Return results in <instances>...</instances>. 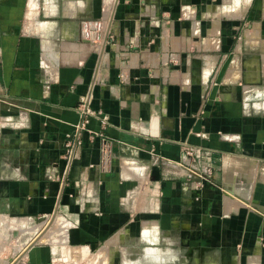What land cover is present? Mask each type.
Masks as SVG:
<instances>
[{
	"label": "crops",
	"instance_id": "crops-1",
	"mask_svg": "<svg viewBox=\"0 0 264 264\" xmlns=\"http://www.w3.org/2000/svg\"><path fill=\"white\" fill-rule=\"evenodd\" d=\"M113 2L0 0V214L69 225L61 246L0 264H52L65 249L79 264L107 245L127 251L122 264L258 251L264 0ZM184 143L212 152L211 180L186 177Z\"/></svg>",
	"mask_w": 264,
	"mask_h": 264
},
{
	"label": "rangeland",
	"instance_id": "rangeland-1",
	"mask_svg": "<svg viewBox=\"0 0 264 264\" xmlns=\"http://www.w3.org/2000/svg\"><path fill=\"white\" fill-rule=\"evenodd\" d=\"M105 2H111L113 0H104ZM117 0H114L115 5ZM247 206L248 211L254 210L251 206V203L244 204ZM255 211V210H254ZM57 218V221L55 219ZM264 219V218H263ZM4 220V221H3ZM58 221L62 223L63 227H58ZM16 223L17 227L14 226ZM65 220L59 215H52L46 218H39V219H26V218H16V217H10V216H4L0 214V258L1 260H9L10 258L15 259L19 257V255L28 247L29 245L36 243V242H44V243H52L60 245V243H56L55 240H57V237H61L63 239L65 231H67L68 236V230L69 225L65 223L66 226H64ZM55 224V225H54ZM63 228V229H62ZM18 232L19 238H15L14 233ZM261 233V242H260V248L258 251L253 252H246L243 250V247L238 246L236 248V256L233 258L230 262H224V259L221 258L220 260L216 257V250L211 248L208 252V255L206 254L204 257H201L199 255L200 252L195 250L194 248H189V264H264V238ZM254 236H252L253 239ZM44 238V239H43ZM251 239V237H250ZM250 239H248V243H250ZM233 242V240H231ZM66 243V242H65ZM244 244V242H243ZM70 249L71 248H67ZM76 251H78L76 248H72ZM74 250H71L74 252ZM113 254L111 252L110 245L103 246L102 248H98L96 251L91 252V257L89 255H85L84 258H82V262L79 264H89V261L91 258H94L97 260L96 264H110L114 261V264H122V257L127 256L128 253L126 250L114 246ZM262 253L257 254L256 252ZM67 252V253H66ZM79 252V251H78ZM110 252L108 257L104 258L105 253ZM61 259L59 258L58 264H67L69 260H77L79 257L76 255H73L70 251H63ZM70 254V255H68ZM135 255L131 256V261L134 260ZM185 254L184 252H179L177 254V263L178 264H186L184 260ZM111 258V259H110ZM65 260V261H64ZM100 262H99V261Z\"/></svg>",
	"mask_w": 264,
	"mask_h": 264
},
{
	"label": "built area",
	"instance_id": "built-area-1",
	"mask_svg": "<svg viewBox=\"0 0 264 264\" xmlns=\"http://www.w3.org/2000/svg\"><path fill=\"white\" fill-rule=\"evenodd\" d=\"M89 114L94 115V113L90 111ZM87 122L88 120L84 119L83 122L78 126L77 128L78 134L80 133V131L84 129ZM78 143L79 142L77 141L76 145ZM101 151L103 155V164L109 165L110 161L109 159L107 160L106 157L109 158L112 152L111 144L107 141H103ZM151 152L153 153L152 154L153 163L158 164V162L160 161L159 156H157L153 151ZM179 163L180 166H182L183 169H185L186 177L189 180L199 179L202 182L211 180L214 170L213 154L207 149L184 143L183 152ZM58 263L59 262H53L52 264H58Z\"/></svg>",
	"mask_w": 264,
	"mask_h": 264
},
{
	"label": "bare ground",
	"instance_id": "bare-ground-1",
	"mask_svg": "<svg viewBox=\"0 0 264 264\" xmlns=\"http://www.w3.org/2000/svg\"><path fill=\"white\" fill-rule=\"evenodd\" d=\"M113 1H114V0H113ZM105 12H106V11H105ZM106 16H107V15H106ZM56 219H57V218H56ZM3 221H4V220H3ZM55 221H57V220H55ZM54 225H55V224H54ZM57 225H58V227H60V228H61V227H63V226H62V223H61V222H59V221H58V224H57ZM14 226H16V227H17L16 223H15V225H14ZM62 229H63V228H62ZM43 239H44V238H43ZM56 243H57V242H56ZM66 253H67V252H66ZM98 261H99V260H98ZM99 262H100V261H99Z\"/></svg>",
	"mask_w": 264,
	"mask_h": 264
},
{
	"label": "water",
	"instance_id": "water-1",
	"mask_svg": "<svg viewBox=\"0 0 264 264\" xmlns=\"http://www.w3.org/2000/svg\"><path fill=\"white\" fill-rule=\"evenodd\" d=\"M14 236H18V232H15V233H14Z\"/></svg>",
	"mask_w": 264,
	"mask_h": 264
}]
</instances>
